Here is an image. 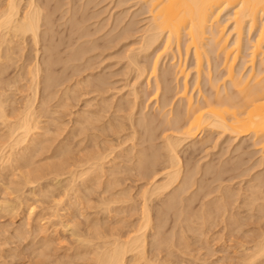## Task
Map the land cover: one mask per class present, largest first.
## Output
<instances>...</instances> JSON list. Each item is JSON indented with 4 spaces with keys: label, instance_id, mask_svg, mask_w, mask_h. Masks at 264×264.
Segmentation results:
<instances>
[{
    "label": "rangeland",
    "instance_id": "rangeland-1",
    "mask_svg": "<svg viewBox=\"0 0 264 264\" xmlns=\"http://www.w3.org/2000/svg\"><path fill=\"white\" fill-rule=\"evenodd\" d=\"M29 1L20 0L22 12ZM34 1L41 14L38 41L31 33L5 34L12 41L0 47V99L8 116L5 122L0 120V141L7 137V124L31 101L37 125L28 140L9 150L13 157L9 164L0 161V264H95L105 242L125 240L142 224L143 193L151 178L136 168L137 155L151 152L154 144L152 149L161 155L159 162L166 161L163 135L175 133L169 128L163 131L166 123L160 120L164 123L161 127L157 121L156 138L146 137L145 116L159 106L151 95L155 78L149 69L145 74L139 70L154 58L153 49L140 45L150 15L141 0ZM1 3L5 5V0ZM168 63V55L162 56L159 75ZM49 72L52 83L47 80ZM169 84L177 85L172 78ZM211 130L205 132L209 141L203 145L197 136L178 147L182 176L189 167L194 169L191 178L195 176L187 180L191 182L187 188L182 186L184 192L180 188L181 197L174 193L182 184L178 181L173 183L178 188L149 197L152 219L144 229L146 259L164 264H244L245 255L256 248V239L264 235V152L248 136ZM106 154L104 167L92 179L86 178L88 164L96 155ZM171 189L174 195L169 196ZM173 196L184 199L177 201ZM188 197L191 204L185 201ZM171 198L175 208L188 205L193 214L207 203L212 218L207 208L203 222L200 212L198 220L196 216V221L186 220L183 217L192 212L177 215L180 210L173 211L171 206L157 223L156 214L173 204ZM220 201L227 204L219 206ZM192 226L199 228L191 231ZM159 234L166 243L155 244ZM126 256L129 260L132 255ZM261 256L252 264H264Z\"/></svg>",
    "mask_w": 264,
    "mask_h": 264
},
{
    "label": "bare ground",
    "instance_id": "bare-ground-1",
    "mask_svg": "<svg viewBox=\"0 0 264 264\" xmlns=\"http://www.w3.org/2000/svg\"><path fill=\"white\" fill-rule=\"evenodd\" d=\"M141 1L146 5L150 15V22L142 38V44L140 45L142 49L149 50L150 48L151 50L153 49V52L155 53L151 64L145 63L146 65L139 66V70L143 74L149 69L150 71H148L151 73V77L155 78L153 85V87L155 86V89L151 87L154 89L153 94L151 95H154V100L158 101L157 104H159V106L157 105V110H152L149 117L145 116L146 121H144L145 124H143L148 131L146 137L153 139L159 123L162 127V123L164 122L166 124H164V127L161 129L164 131L169 128L170 130L175 131V133H165V135H163L164 147H162L166 151H164L166 156L163 157L166 161L159 162V157H161V155H157V148V150L154 148L152 149V145L154 144L150 145L151 149L149 148L154 156L149 150L140 152V154L137 155V163L135 162V165H137L136 168L138 167L140 173L147 175L148 179L151 178L149 181L151 185L149 184V188L147 187L143 193L144 208L142 213V224L139 228L134 230L131 236L127 237V239L125 238V240L124 238L122 240L115 238L113 241H107L108 243L105 242L106 244L96 255L95 264L165 263H163V261H153L154 259H151V261L149 260L150 258L146 259L144 255V246L146 244L144 229L151 224L152 219L150 216V205L147 201L151 195L160 194L163 191H166V189L169 191L168 188L173 187L177 181L178 183L180 182V184L182 183L181 186L178 188L175 187V185V189H178L174 190L173 187V190H178L177 193L171 189L172 194L169 193V196L174 195L173 192L180 196V188H187L186 185L191 183H187V180H194L195 176L193 179L191 178L194 174V169H191L192 167L184 170V172H187L184 174V177L181 174L183 172H181V158L178 154V147L183 141H191L199 136L197 142L203 145L205 142L209 141L207 138L208 133L206 135L205 132L213 128H219V130H221L220 132H228L237 137L248 136L251 139V144L264 152V0ZM2 4L3 3L0 4V47L2 42H5L6 40L9 42L12 41L10 38H7L5 34L8 36L23 37L25 34L31 33L33 40L37 42L41 14L35 1L30 0L27 8L23 12L21 11L20 0H5V5ZM224 13V18H226L221 19ZM228 21L231 22V29L227 26V23H229ZM230 33H232V36ZM166 55L169 57L168 66L163 68L159 75L158 63L162 56ZM189 58L191 59V67H188V64L186 65V61ZM132 59L133 58L130 60ZM134 60L135 59L132 61ZM148 61L149 60L146 62ZM52 62L53 59L50 58L49 63ZM188 68L191 70L193 69L195 73L192 85L189 84L188 76L190 69ZM171 78L176 80V88L169 84L171 83ZM47 80H50V83L53 82L54 77L51 72L47 74ZM149 81L151 80H148V83ZM37 87L38 85L36 83L34 94H37ZM160 89H163V92H161ZM160 94H162L161 97ZM173 100H175V102L178 101L175 107V102H173ZM32 103V101L30 103L28 102L16 120L7 124V137L0 141V161L2 164L7 165L13 160L12 152L9 150H12L14 146L21 144L26 139L28 140L29 135L33 133L34 128L37 126ZM168 105H171V107L165 110L164 107ZM5 107L6 103L0 99V120L3 122L8 119ZM163 109L165 111H163ZM160 120H163L164 122H160ZM205 135L207 137H205ZM203 136L205 138H203ZM193 149H195V147L192 148V150ZM24 154L26 153L24 152ZM24 154H21V156H24L25 158H23L26 160L27 155L25 156ZM106 156L107 154L100 155L99 157L96 155L94 160L89 163L84 170V175H87H85L86 178L92 179L93 175L96 176L95 173H97V170H101L104 167L103 162ZM154 157L157 158L155 159ZM160 159L164 160L162 158ZM208 166L209 164L206 167ZM213 168L216 169V167ZM213 168H211V171H214ZM207 171H209L208 168ZM206 173L207 172H205V174ZM160 174L161 178H157ZM215 174H217L218 178V173L215 172ZM215 176L216 175L213 177L214 180ZM258 179L261 180L262 178L258 177L257 180ZM183 183H185V185ZM256 186H258V184ZM201 188L203 187L201 186ZM184 190L185 189H183V192ZM222 192H224V190ZM253 193L252 195H255ZM224 196L226 195H223V198ZM167 197L168 194L166 198ZM220 197H222V195ZM173 198L175 199L177 197L173 196ZM173 198H171V201H173ZM191 198L188 197L185 201L187 200L188 203L191 204ZM183 199L184 198L178 197L177 201H182ZM165 200V203L169 202L168 199ZM174 201L173 204L170 202L171 204L168 206L169 208L167 205L162 207V212L164 213L161 212L160 214V212H157L160 214H156L158 217L156 219L157 221L162 218H160V216H163L167 210H170L171 206H173V211H175L174 209L180 210V212L177 211V215H182V211L185 212V215L192 212H189L187 209L188 203L186 204L187 207L184 205L180 209L174 207ZM219 203H217L219 206L223 205L224 201L223 203L221 202L222 204ZM217 204L215 205L219 209ZM226 204L227 203H224V205ZM180 205L182 206V203ZM204 205L205 204H202L200 207L202 208ZM260 205L263 206L262 203ZM185 207L187 209L186 211L184 209ZM200 207L199 209H201ZM208 207L206 203L202 209L205 210ZM204 210H199L200 213L197 211L202 219H199V216L196 214L197 212L194 213L196 215L192 212V216L189 215V217L187 215L183 218L186 219L188 217L189 219L192 218V220L199 219L203 222L205 220H203V214L205 215V213L208 212L211 217L210 209L208 208L205 213ZM208 213L206 215H208ZM193 216L198 217L193 219ZM180 218L179 221L181 223ZM232 219L234 221V218ZM191 222L189 220V223ZM202 222L201 225H203ZM157 223H160V221ZM192 224H194V222H192ZM160 226H162V224L156 227ZM182 226H180L182 228L180 231L184 229ZM189 226L187 227L189 228ZM194 226H192L193 228L190 227L192 230H188L194 231L196 228ZM157 229L160 230L159 228ZM157 235L158 233L156 236ZM158 237L156 241L154 240L156 242L155 244L161 245V243H166L165 237L162 241V237L160 236L159 242ZM260 238L261 240L256 239L259 241L258 243L256 241V248L254 247L255 245L253 246V250H251L252 253L250 252L251 254H246L247 256L245 255V259L243 258V262L246 264H252L256 258L259 259V256H264V235ZM127 253H131L132 255L129 260L126 256Z\"/></svg>",
    "mask_w": 264,
    "mask_h": 264
}]
</instances>
